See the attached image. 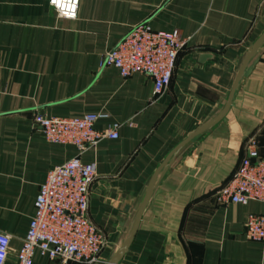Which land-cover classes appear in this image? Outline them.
Listing matches in <instances>:
<instances>
[{
	"label": "crops",
	"instance_id": "obj_1",
	"mask_svg": "<svg viewBox=\"0 0 264 264\" xmlns=\"http://www.w3.org/2000/svg\"><path fill=\"white\" fill-rule=\"evenodd\" d=\"M177 29L188 38L168 87L123 77L102 65L135 25ZM264 31V0H80L77 16L55 15L47 0H0V231L11 253L26 234L47 172L77 154L47 141L31 122L104 113L95 127L118 124L79 155L94 163L88 216L107 245V261L131 230L148 183L174 147L224 106L249 47ZM225 115L187 142L156 179L118 264H264V244L248 239L249 214L264 203H222L229 179L253 138L264 158V42L248 63ZM5 264H14L10 255ZM32 264H51L36 252ZM69 264H84L71 262Z\"/></svg>",
	"mask_w": 264,
	"mask_h": 264
},
{
	"label": "built area",
	"instance_id": "obj_2",
	"mask_svg": "<svg viewBox=\"0 0 264 264\" xmlns=\"http://www.w3.org/2000/svg\"><path fill=\"white\" fill-rule=\"evenodd\" d=\"M80 0H47L55 15L63 19L77 16ZM175 29L154 30L148 23L133 26L103 57L102 65L116 67L121 76L141 73L152 79V95L158 96L168 87L176 58L187 44ZM104 113L80 116H48L35 109L34 126L52 143L71 144L77 154L47 172L34 199V214L21 246L11 253L10 237L0 231V264L10 255L14 264H32L36 252L51 264L99 261L107 245L106 238L88 216L90 186L96 178L94 163H84L79 155L94 147L101 139L117 137L118 124L105 130L95 127ZM222 203L247 204L251 200L264 203V158L257 153L253 138L245 145V154L229 179L216 191ZM248 239L264 244V214H249L245 223Z\"/></svg>",
	"mask_w": 264,
	"mask_h": 264
},
{
	"label": "water",
	"instance_id": "obj_3",
	"mask_svg": "<svg viewBox=\"0 0 264 264\" xmlns=\"http://www.w3.org/2000/svg\"><path fill=\"white\" fill-rule=\"evenodd\" d=\"M264 42V31L263 33L259 36L258 39L255 40V42L249 47V49L247 50V53L243 59V62L239 68V71L235 77V80L233 82V85L230 89L228 98L224 104V106L222 107V109L210 120H208L207 122L203 123L202 125H200L197 129H195L192 133H190L186 138H184L182 141H180L175 147L174 149H172V151H170V153L167 155V157L164 159V161L162 162V164L156 169V171L153 173L148 186L146 188L145 194L143 196V199L141 201V204L138 208V211L136 213L135 216V220L133 223V226L131 228V230L129 231L126 239L124 240L123 244L121 245V247L113 254V256L107 261V264H118L122 255L127 251L128 246L132 240V237L135 233L137 224L139 222V218H140V214L143 210V208L145 207L151 193L152 190L155 186V182L156 179L158 177L159 172L166 167V165L168 164V162L171 160V158L189 141L191 140H196L203 131H205L207 128H209L210 126H212L213 124H215L216 122H218L227 112L233 94L238 86V83L241 79L242 76H245L248 74L249 72V68H248V63L249 61L254 57L256 51L261 47L262 43Z\"/></svg>",
	"mask_w": 264,
	"mask_h": 264
}]
</instances>
